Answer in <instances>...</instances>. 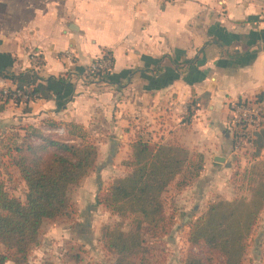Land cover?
I'll return each mask as SVG.
<instances>
[{
  "label": "crops",
  "instance_id": "obj_1",
  "mask_svg": "<svg viewBox=\"0 0 264 264\" xmlns=\"http://www.w3.org/2000/svg\"><path fill=\"white\" fill-rule=\"evenodd\" d=\"M103 50L110 79L89 72ZM32 51L41 55L38 81L53 94L6 102L0 150L26 126L53 136L63 125L71 140L81 130L110 146L181 142L203 156L193 190L204 196L208 186L223 190L231 168L229 103L264 93V0H0V65L29 69ZM1 86L15 83L3 75Z\"/></svg>",
  "mask_w": 264,
  "mask_h": 264
},
{
  "label": "trees",
  "instance_id": "obj_2",
  "mask_svg": "<svg viewBox=\"0 0 264 264\" xmlns=\"http://www.w3.org/2000/svg\"><path fill=\"white\" fill-rule=\"evenodd\" d=\"M6 65H0V76L10 77L17 88L28 86V92L35 97L52 96V88L39 82L36 72L30 69L5 72ZM57 78L64 81L61 76ZM262 94L259 92L257 96ZM7 101H0V110ZM67 126L72 129L70 124ZM24 131V138L35 137L37 142L28 139L7 150L10 164L18 169L26 184L24 198L11 194L0 175V243L5 248L0 251V264L7 259L13 264H27L29 247L37 241L43 220L66 211L69 185L77 183L97 159L94 142L57 139L33 126H26ZM263 144L264 129L257 134L256 150ZM203 163L202 154L193 158L190 149L181 142L169 140L150 145L142 137L130 142V169L112 181L109 193L111 206L129 217L130 223L128 228L119 225L103 232L106 249L116 255L114 264H139L134 258L144 250V231L158 226L160 229L167 223L163 192L180 174L183 175L179 183L188 184L200 174ZM252 192L248 198L222 197L209 202L206 211L194 221L189 235L190 243L198 251H189L184 264H241L246 239L264 203V178ZM41 264L57 263L45 260Z\"/></svg>",
  "mask_w": 264,
  "mask_h": 264
},
{
  "label": "rangeland",
  "instance_id": "obj_3",
  "mask_svg": "<svg viewBox=\"0 0 264 264\" xmlns=\"http://www.w3.org/2000/svg\"><path fill=\"white\" fill-rule=\"evenodd\" d=\"M20 128H13L9 137L5 135L1 141L0 175L9 192L23 199L26 184L18 169L10 164L7 150L24 143L25 140L37 142V139L30 136L24 138L25 128ZM52 134L57 139L72 137L70 134L63 137L53 132ZM76 134L80 137L77 135L75 142H93L87 131L84 133L78 130ZM95 144L98 150L95 165L77 183L69 185V205L66 211L54 218L43 220L37 241L29 247L27 264H41L45 260L57 264H114L116 255L106 249L103 232L105 228L119 225L128 228L130 223V218L116 212L109 201L112 181L130 169V143L126 140L112 143L111 146ZM149 144H153L150 139ZM185 145L190 149L193 158L196 159L197 154H201L196 148L189 147V144ZM230 160V170L219 179L223 193L208 186L205 195L202 196L200 192L198 196L193 186H197L199 175L184 185L179 183L183 174L178 175L162 194L167 223L160 229L158 226L144 231V250L140 256L134 258L136 262L184 264L189 251H198L190 243L189 235L194 221L206 211L209 202L227 198L225 195L230 196L228 199L240 196L248 198L252 195L253 187L264 178V145L259 151L255 146H246L239 153H232ZM204 180L209 181L210 175ZM4 250L0 243V251ZM6 264L11 263L7 261ZM241 264H264V203L246 239V251Z\"/></svg>",
  "mask_w": 264,
  "mask_h": 264
},
{
  "label": "built area",
  "instance_id": "obj_4",
  "mask_svg": "<svg viewBox=\"0 0 264 264\" xmlns=\"http://www.w3.org/2000/svg\"><path fill=\"white\" fill-rule=\"evenodd\" d=\"M66 53H69L67 51ZM33 65L29 68L36 72L41 62L38 51L31 52ZM112 65V55L109 50H103L99 57L94 58L89 65V72L96 78L106 79ZM29 87L17 88L16 86L0 87V101L11 100L15 102H29L35 95L28 92ZM230 113L226 121V129L231 139V150L239 153L246 146L254 147L257 134L264 129V93L261 97L257 94L252 98L241 97L229 103ZM52 132L60 137L66 135L63 125L53 128Z\"/></svg>",
  "mask_w": 264,
  "mask_h": 264
},
{
  "label": "water",
  "instance_id": "obj_5",
  "mask_svg": "<svg viewBox=\"0 0 264 264\" xmlns=\"http://www.w3.org/2000/svg\"><path fill=\"white\" fill-rule=\"evenodd\" d=\"M216 159L217 160H223L224 158H223V156H216Z\"/></svg>",
  "mask_w": 264,
  "mask_h": 264
}]
</instances>
